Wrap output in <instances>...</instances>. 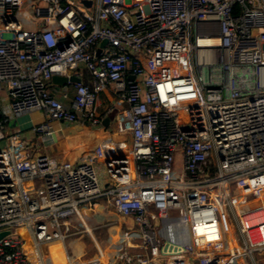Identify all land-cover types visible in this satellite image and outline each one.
<instances>
[{
	"label": "built area",
	"instance_id": "1",
	"mask_svg": "<svg viewBox=\"0 0 264 264\" xmlns=\"http://www.w3.org/2000/svg\"><path fill=\"white\" fill-rule=\"evenodd\" d=\"M106 89L127 137L43 152L54 120L104 125ZM34 110L42 143L7 126ZM0 143V264H79L101 198L140 228L127 264H264V0H0Z\"/></svg>",
	"mask_w": 264,
	"mask_h": 264
},
{
	"label": "crops",
	"instance_id": "2",
	"mask_svg": "<svg viewBox=\"0 0 264 264\" xmlns=\"http://www.w3.org/2000/svg\"><path fill=\"white\" fill-rule=\"evenodd\" d=\"M80 73L84 81L91 78L90 72L85 68H81ZM100 99V109L103 113H106L110 106H115L114 113L105 118V120L109 119L107 125L105 121L104 125L99 126L54 120L56 132L53 135V142L43 145V152L73 162L87 161L93 153L95 144L103 138L108 136H113L118 140L126 138V135L117 132L113 119L116 112L125 106V102L121 101L110 89L103 91L100 94ZM15 118L20 121L22 130L19 133L22 137L42 143V138L34 131V126L47 119L44 110L22 113ZM102 169L106 174L105 164H101L99 173ZM84 215L93 231L68 239L67 249L71 255V248L74 256L71 255V257L75 262L79 261V264H127L132 256L136 260L137 254L145 253L144 248L140 246L141 242L137 241L140 231L135 219L132 216L118 213L107 204L105 198L98 200L91 210L85 207ZM89 241L93 244L91 247L87 244ZM54 250L55 256H58L59 253L64 254L62 259L65 262L63 264H67L66 251L57 246L54 247ZM85 257L88 258L83 261Z\"/></svg>",
	"mask_w": 264,
	"mask_h": 264
},
{
	"label": "rangeland",
	"instance_id": "3",
	"mask_svg": "<svg viewBox=\"0 0 264 264\" xmlns=\"http://www.w3.org/2000/svg\"><path fill=\"white\" fill-rule=\"evenodd\" d=\"M78 3H85L86 0H76ZM93 10V7L91 8ZM58 89V88H56ZM7 126L9 127V130L12 132V133H19V131H21V126H20V121L17 120V118H11L8 122H7ZM2 143H0V147H1ZM100 178L101 180L103 181H106V179L108 178V176L104 173V169L100 170ZM38 182V181H37ZM139 231H140V228H139ZM137 241L138 242H142V237L140 236L139 238H137ZM88 246L91 247L93 244L91 241H89L88 243ZM70 247V246H69ZM70 252H71V255L73 256V252L70 248ZM61 255V253L58 254V256ZM74 257V256H73ZM86 258L88 257H85L83 259V261H86ZM79 262V261H78ZM76 262V263H78ZM58 264V263H57ZM59 264H62V263H59Z\"/></svg>",
	"mask_w": 264,
	"mask_h": 264
},
{
	"label": "water",
	"instance_id": "4",
	"mask_svg": "<svg viewBox=\"0 0 264 264\" xmlns=\"http://www.w3.org/2000/svg\"><path fill=\"white\" fill-rule=\"evenodd\" d=\"M106 43H107V40H103L102 45H105ZM69 80L75 81V82H79L81 79L79 77H77V76H71L70 78L67 77V76L58 75V74H56V75L53 76V83L55 85H57V86H64V85H66L69 82ZM108 123H109V119H106L105 120V124L107 125ZM6 233H8V231L1 232L0 233V238L3 235H5Z\"/></svg>",
	"mask_w": 264,
	"mask_h": 264
},
{
	"label": "bare ground",
	"instance_id": "5",
	"mask_svg": "<svg viewBox=\"0 0 264 264\" xmlns=\"http://www.w3.org/2000/svg\"><path fill=\"white\" fill-rule=\"evenodd\" d=\"M218 40H216L215 38L213 39V42H217ZM63 255L64 254H61L60 256H54V260H55V263L57 264V263H64L65 262V260L64 259H62V257H63ZM103 260H105V259H103Z\"/></svg>",
	"mask_w": 264,
	"mask_h": 264
}]
</instances>
